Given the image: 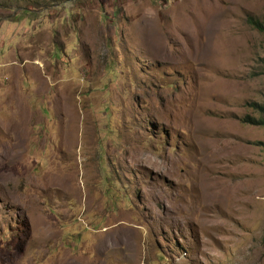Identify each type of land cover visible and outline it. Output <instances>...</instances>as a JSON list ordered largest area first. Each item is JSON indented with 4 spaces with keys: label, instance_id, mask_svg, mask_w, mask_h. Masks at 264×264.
<instances>
[{
    "label": "rangeland",
    "instance_id": "1",
    "mask_svg": "<svg viewBox=\"0 0 264 264\" xmlns=\"http://www.w3.org/2000/svg\"><path fill=\"white\" fill-rule=\"evenodd\" d=\"M264 0H0V264H264Z\"/></svg>",
    "mask_w": 264,
    "mask_h": 264
},
{
    "label": "trees",
    "instance_id": "2",
    "mask_svg": "<svg viewBox=\"0 0 264 264\" xmlns=\"http://www.w3.org/2000/svg\"><path fill=\"white\" fill-rule=\"evenodd\" d=\"M254 108L258 113H260V116L258 118L247 117L248 122L256 125H264V103H256Z\"/></svg>",
    "mask_w": 264,
    "mask_h": 264
}]
</instances>
